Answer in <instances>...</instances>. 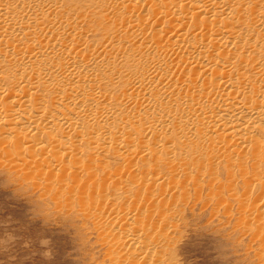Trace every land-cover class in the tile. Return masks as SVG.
<instances>
[{"label": "bare ground", "instance_id": "obj_1", "mask_svg": "<svg viewBox=\"0 0 264 264\" xmlns=\"http://www.w3.org/2000/svg\"><path fill=\"white\" fill-rule=\"evenodd\" d=\"M0 145L19 155L34 147L31 165L51 179L53 169L78 176L81 156L110 151L144 162L192 149L211 169L254 167L264 156V0H0ZM73 185L70 195L86 191ZM112 185L99 180L88 199ZM247 211L259 218L264 200ZM109 213L120 216L106 233L122 259L157 263L169 232L141 243L146 226Z\"/></svg>", "mask_w": 264, "mask_h": 264}, {"label": "rangeland", "instance_id": "obj_2", "mask_svg": "<svg viewBox=\"0 0 264 264\" xmlns=\"http://www.w3.org/2000/svg\"><path fill=\"white\" fill-rule=\"evenodd\" d=\"M28 149L19 155L13 154L14 146L0 145V264H131V257L122 259L116 240L106 233L119 226V215L109 221L112 209L146 226L137 235L141 243L154 232H169L152 257L157 263L150 264H264V225L259 222L264 214L247 215L258 198L264 200V188L258 187L264 181L262 153L254 167L248 161L240 172L235 164L230 171L223 164L208 168L206 156L192 149L173 150L171 158L147 155L144 162L132 153L110 151L81 156L84 169L78 176L53 169L51 179L46 169L31 165L29 157H36L37 150ZM54 159L44 160L50 164ZM65 161L76 166L73 157ZM184 167L189 174L174 175ZM25 171L32 179L37 175L31 180ZM149 174L158 177L154 183L132 178ZM99 180H110L113 188L103 200L90 201L87 190ZM70 184L86 191L70 195ZM172 185V198L161 197V188Z\"/></svg>", "mask_w": 264, "mask_h": 264}]
</instances>
